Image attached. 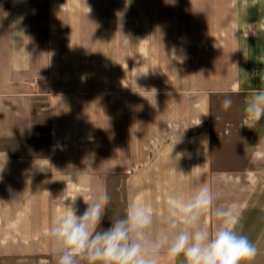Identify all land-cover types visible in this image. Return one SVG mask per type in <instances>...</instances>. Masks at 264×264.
Segmentation results:
<instances>
[{
    "label": "crops",
    "instance_id": "crops-1",
    "mask_svg": "<svg viewBox=\"0 0 264 264\" xmlns=\"http://www.w3.org/2000/svg\"><path fill=\"white\" fill-rule=\"evenodd\" d=\"M15 8L29 12L8 17L0 66V255H58L53 222L101 191L111 197L101 228L135 199L152 208L154 232L170 196L207 185L216 206L241 211L264 264V119L244 110L264 89V0ZM33 9L44 10L38 51ZM70 166L88 168L86 182Z\"/></svg>",
    "mask_w": 264,
    "mask_h": 264
},
{
    "label": "clouds",
    "instance_id": "clouds-1",
    "mask_svg": "<svg viewBox=\"0 0 264 264\" xmlns=\"http://www.w3.org/2000/svg\"><path fill=\"white\" fill-rule=\"evenodd\" d=\"M131 3L126 0L127 6ZM232 103L226 96L222 106L228 109ZM244 110L246 121L264 119V89L252 94ZM70 172L75 180L86 182L88 168L81 171L70 166ZM216 199L217 194L207 185L187 197L179 193L170 196L162 218L165 227L153 232L152 208L135 199L127 204L123 216L101 228L111 201L107 191H101L85 201L88 207L82 215L69 205L51 225L49 236L57 245V264H161L165 257L169 261L182 257L183 264H252L258 249L240 228L241 211L234 205L216 206ZM205 214L216 222L212 231L201 226Z\"/></svg>",
    "mask_w": 264,
    "mask_h": 264
},
{
    "label": "rangeland",
    "instance_id": "rangeland-1",
    "mask_svg": "<svg viewBox=\"0 0 264 264\" xmlns=\"http://www.w3.org/2000/svg\"><path fill=\"white\" fill-rule=\"evenodd\" d=\"M20 1L26 2H40L45 0H0V66L4 65V52L6 49V34L9 32L10 27V21L9 16H11V13L14 12L15 15L20 14L18 16H21L22 13H24L25 17L28 16L29 10L27 9H17V3ZM14 6V8H13ZM43 11L40 9H33L31 14V17L37 18V22L33 19V28L36 32V50H40L43 40H42V28L43 26L39 25L38 18L43 16ZM36 13V14H35ZM32 17V18H33ZM57 256L58 255H46V256H36V255H30V256H19V257H12L5 254L0 255V264H57ZM252 264H263L262 258L260 255H258L254 261H252Z\"/></svg>",
    "mask_w": 264,
    "mask_h": 264
}]
</instances>
